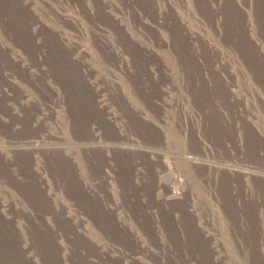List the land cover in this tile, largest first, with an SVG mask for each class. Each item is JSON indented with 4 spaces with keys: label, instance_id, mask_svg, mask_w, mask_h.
Segmentation results:
<instances>
[{
    "label": "rangeland",
    "instance_id": "1",
    "mask_svg": "<svg viewBox=\"0 0 264 264\" xmlns=\"http://www.w3.org/2000/svg\"><path fill=\"white\" fill-rule=\"evenodd\" d=\"M0 264H264V0H0Z\"/></svg>",
    "mask_w": 264,
    "mask_h": 264
},
{
    "label": "bare ground",
    "instance_id": "2",
    "mask_svg": "<svg viewBox=\"0 0 264 264\" xmlns=\"http://www.w3.org/2000/svg\"><path fill=\"white\" fill-rule=\"evenodd\" d=\"M173 197H174V198H177V196H176L175 194L173 195Z\"/></svg>",
    "mask_w": 264,
    "mask_h": 264
}]
</instances>
